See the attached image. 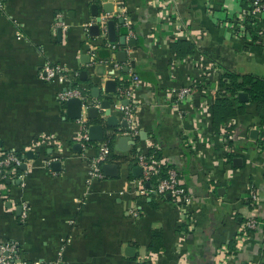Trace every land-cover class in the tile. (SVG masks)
Here are the masks:
<instances>
[{
    "label": "crops",
    "instance_id": "0c3cea01",
    "mask_svg": "<svg viewBox=\"0 0 264 264\" xmlns=\"http://www.w3.org/2000/svg\"><path fill=\"white\" fill-rule=\"evenodd\" d=\"M106 3H111L110 13L104 12ZM93 4L102 19L124 17L126 41L134 44H108L103 21L100 34L90 37L84 27L95 23ZM246 4L6 0L0 11V151L21 157L30 151L33 158L24 157L26 169L19 168L0 187V243L15 241L19 256L31 261L55 259L61 249L64 260L79 264H264V230L242 229L247 217L264 212V146L258 147L263 127L255 104L248 102L243 114L225 122L231 137L227 145L211 128V107L224 92L219 85L224 71L243 68L264 77V45L238 37L233 29L232 21ZM261 18L264 28V13ZM121 26L116 23L117 40ZM180 39L194 44L193 54H176L171 44ZM98 49L107 51V60H98ZM119 50L126 51L125 62L116 61ZM85 54L89 64L81 62ZM244 61L256 62L255 70ZM47 62L76 71L74 84L90 99L91 88H102L107 79L116 80V91L118 81L128 84L134 74L138 77L132 98L134 145L116 140L128 133L113 106L115 92L101 90L93 98L110 97L111 113L118 117L113 127L105 118L94 120L105 125L103 140L115 132L106 162L117 165L115 176L88 180V162L100 141L82 149V125L66 115L56 97L69 84L38 76ZM183 87L191 91L178 99ZM81 115L90 122L85 107ZM254 129L256 138L250 135ZM150 149L177 170L189 196L183 212L169 197L139 194V176L132 170L138 166L136 156ZM229 153L239 162L229 160ZM55 161L59 164L52 166ZM24 203L28 212L21 221ZM135 207L136 218L129 213ZM152 229L162 231L163 248L157 254L147 250Z\"/></svg>",
    "mask_w": 264,
    "mask_h": 264
},
{
    "label": "built area",
    "instance_id": "2783aa9c",
    "mask_svg": "<svg viewBox=\"0 0 264 264\" xmlns=\"http://www.w3.org/2000/svg\"><path fill=\"white\" fill-rule=\"evenodd\" d=\"M6 0H0V11H2ZM164 3L160 2L162 7ZM264 13V0H247V4L243 7L241 14L237 19L232 21L233 29L235 34L242 38L247 35L245 39H250L248 36L249 31L255 33H261L263 31L262 26V14ZM90 25V24H89ZM88 25V26H89ZM88 26L84 27L87 32ZM20 33H18V38H20ZM251 40V39H250ZM264 45V42H257ZM93 57V53H92ZM115 65L117 63L115 62ZM38 76L42 80H52L56 79L60 83L69 84L65 89L60 90L56 97L60 103L65 104L70 98L77 97L80 98L83 106H94L99 109L101 115L100 117L105 118L104 110L99 108V101L90 99L83 93V89L74 81L77 77V72L68 71L65 66L60 64L44 63V65L38 70ZM138 77L134 74L127 86L118 87L115 91V97L118 99V103L113 105L116 110H118L123 119L126 120L128 126L131 127V135H135L137 131L132 128V115L135 109V104L132 103L133 92L136 86ZM190 87L180 88L177 92L178 99H183L188 93H190ZM127 99L128 103L124 104L121 101ZM81 123L82 128L78 133V140L82 149H87L91 145V141L88 136V123L84 122L81 118L78 119ZM217 137L228 143L231 138L230 133H228L226 128H222L218 133ZM227 145V144H226ZM264 146V127L262 128V135L260 137V142L258 147ZM111 152V147L108 140L104 139L95 145V154L91 156L88 162V180L101 179L104 177L102 172V165L107 162L109 154ZM137 164L141 168V175L136 178L135 183L138 188L139 194H151L159 197H163L166 194L169 195L170 201L175 204L182 212L187 206L189 196L186 192L184 185L182 184L177 170L169 166L163 158L155 159L152 156L148 157L147 153H140L136 156ZM24 162V158L21 157L15 151H0V187H3L4 182L11 178L12 176L18 175V170L21 164ZM164 166L165 175L159 177L160 168ZM156 178V183L151 184L150 180ZM146 183H149L146 186ZM255 199V195L252 196ZM20 220L25 221L27 218L28 206L24 203L21 205ZM129 213L132 217H138L139 210L137 207L130 209ZM261 227L264 230V212L261 216L251 215L247 217L243 224L242 229L244 232L254 230ZM0 264H79L70 261H66L62 257L61 249L57 253L55 259L48 261H31L19 256V245L15 241H6L0 243Z\"/></svg>",
    "mask_w": 264,
    "mask_h": 264
},
{
    "label": "water",
    "instance_id": "95a60500",
    "mask_svg": "<svg viewBox=\"0 0 264 264\" xmlns=\"http://www.w3.org/2000/svg\"><path fill=\"white\" fill-rule=\"evenodd\" d=\"M104 12L105 13H110L112 11V7H111V3H106L104 6ZM109 7V8H106ZM91 15L93 17H95V23H92L88 26V30L87 33L90 37H96L100 34L101 29H100V23L103 21V25H102V29L105 31L106 34V41L108 42V44L110 45H115L118 43V45H125L126 43L128 45H133L134 41L133 39H128L126 41V36L129 32V29L127 26L124 25V17H116V18H107L102 19L99 15L97 6L95 4L91 5ZM105 18V17H104ZM116 23H118L119 25H122L120 28V34L121 36L119 37V39L117 40V36H116ZM57 36L60 37L61 36V27L57 28ZM89 45L86 44L84 47V50H88ZM83 57L85 56V60H82L81 57V62L84 64H89L90 63V55L89 54H85L82 55ZM126 60V51L125 50H119L116 52V61L117 62H125ZM86 78V72L83 71L81 73V79H85ZM115 87H116V80L115 79H107L104 82V85L102 88L100 87H92L90 90V96L93 99H98L100 97V93L101 90L104 91V93L106 94H110V93H114L115 92ZM238 101L243 103V102H247L248 101V95L246 92H240L238 94ZM122 103L126 104L128 103L127 99H123ZM111 98L110 97H105L104 99L99 100V108L104 110V115H105V121H106V125L108 127H113L116 126L118 123V117L115 114L111 113ZM82 106L83 103L81 101L80 98L77 97H73L70 98L66 101L65 103V107H66V115L70 118V119H80L81 118V110H82ZM99 114L100 111L98 108L94 107V106H88L86 107V117L88 121H94V120H103L99 119ZM121 126L123 128H125L126 133H128V135H117L116 136V140L118 141V143L122 142V141H130L129 145H134L135 144V140L131 135L132 129L131 127H128V123L126 122V120L121 121ZM104 124L103 123H97V122H89L88 123V136L90 141H102L104 138ZM113 136L115 135V132L112 133ZM251 137H257L258 135V131L256 129L251 130L250 132ZM146 138V136L144 137ZM79 148V144H75L73 146ZM32 152H26V154L23 156L28 158V159H32ZM234 164L236 162H239L238 160H240L239 158H235L233 159ZM59 164V162H52V166ZM21 169L25 170L26 169V163H22L20 166ZM102 172L105 176H115L117 174V170L118 167L116 164L113 163H104L101 167ZM133 174L135 176H140L141 175V168L139 166H136L133 168ZM147 185H149V183H146ZM166 197H169L168 194L165 195ZM16 212L19 214L20 212V208L16 209Z\"/></svg>",
    "mask_w": 264,
    "mask_h": 264
},
{
    "label": "trees",
    "instance_id": "16d2710c",
    "mask_svg": "<svg viewBox=\"0 0 264 264\" xmlns=\"http://www.w3.org/2000/svg\"><path fill=\"white\" fill-rule=\"evenodd\" d=\"M248 36L250 37L251 42H264V28L261 33H255L250 30ZM246 37L247 35L245 34V36L242 38L244 39ZM171 47L180 57L191 55L194 52V44L189 40H177L176 42L171 44ZM96 52L98 60L105 61L108 59L107 51L98 49ZM75 82L77 83V80ZM118 83V87L127 86L126 81H118ZM219 85L224 89V92L223 94H221L220 96L218 95L215 98L211 107V128L214 134H217L222 128H226L225 122L229 118L243 114L248 102L255 104L258 117V125L264 127V77L251 72L226 70L220 76ZM88 86H91L90 83H88ZM240 92L247 93V102L241 103L238 101L237 97ZM62 107L64 109L65 104H62ZM112 136L113 134H110L109 137L107 135L105 136L106 140H108L109 142L110 147L112 145ZM134 153L137 154L139 153V151H136L134 149ZM147 156H152L153 158L158 160L162 158L161 153L154 149L148 150ZM234 156L235 155L233 153H229L227 155L229 160H232ZM164 175L165 169L164 166H161L159 177H163ZM156 180L157 179L154 177L150 180V183L154 184L156 183ZM162 248V231L158 229H152L150 232V241L147 245L148 252L157 254Z\"/></svg>",
    "mask_w": 264,
    "mask_h": 264
},
{
    "label": "rangeland",
    "instance_id": "374dc122",
    "mask_svg": "<svg viewBox=\"0 0 264 264\" xmlns=\"http://www.w3.org/2000/svg\"><path fill=\"white\" fill-rule=\"evenodd\" d=\"M222 15V14H221ZM244 64L247 66L248 69H252L255 70V66H256V62H248V61H244ZM240 71H244V69L240 68Z\"/></svg>",
    "mask_w": 264,
    "mask_h": 264
}]
</instances>
